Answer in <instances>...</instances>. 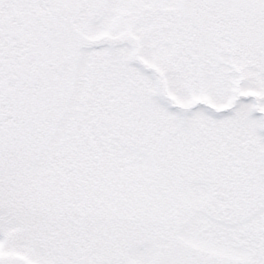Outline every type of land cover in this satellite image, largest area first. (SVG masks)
<instances>
[{"label": "snow or ice", "instance_id": "1", "mask_svg": "<svg viewBox=\"0 0 264 264\" xmlns=\"http://www.w3.org/2000/svg\"><path fill=\"white\" fill-rule=\"evenodd\" d=\"M0 264H264V0H0Z\"/></svg>", "mask_w": 264, "mask_h": 264}]
</instances>
